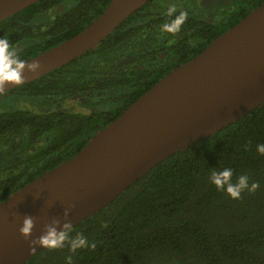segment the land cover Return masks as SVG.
<instances>
[{
    "label": "trees",
    "instance_id": "16d2710c",
    "mask_svg": "<svg viewBox=\"0 0 264 264\" xmlns=\"http://www.w3.org/2000/svg\"><path fill=\"white\" fill-rule=\"evenodd\" d=\"M110 0H38L0 21L20 59L73 36ZM167 9L149 0L97 46L0 96V201L76 154L171 65L156 50ZM83 105L85 110L74 105ZM264 103L165 158L73 226L85 248H42L23 264H264ZM248 177L255 193L218 191L213 171ZM92 245H95L93 247Z\"/></svg>",
    "mask_w": 264,
    "mask_h": 264
},
{
    "label": "water",
    "instance_id": "95a60500",
    "mask_svg": "<svg viewBox=\"0 0 264 264\" xmlns=\"http://www.w3.org/2000/svg\"><path fill=\"white\" fill-rule=\"evenodd\" d=\"M36 1L0 0V21ZM148 1L110 0L82 30L26 59L42 68L35 75L26 72L25 83L97 46ZM263 103L264 3L161 77L76 154L0 201V264H23L42 249L31 251L20 234L25 216L35 221L33 239L53 220L63 230L64 213L72 205L68 221L74 226L165 158Z\"/></svg>",
    "mask_w": 264,
    "mask_h": 264
},
{
    "label": "clouds",
    "instance_id": "9594fccd",
    "mask_svg": "<svg viewBox=\"0 0 264 264\" xmlns=\"http://www.w3.org/2000/svg\"><path fill=\"white\" fill-rule=\"evenodd\" d=\"M176 12V6L170 5L166 15L173 17ZM188 15L187 11H180L173 19L162 25L161 31L171 35L178 34L187 21ZM41 68L42 65L39 62L29 63L20 59L18 51L14 49L9 39L7 37L0 38V96L6 94L8 85L18 86L25 83L26 72L35 75ZM257 151L264 155V144L257 145ZM232 177L233 171L230 168H225L221 171H213L210 180L218 191L226 192L233 200H239L245 191L255 193L259 188L257 182H253L249 186L246 175L239 176L235 183H233ZM74 208L75 205H72L66 209L64 213L66 222L62 225L63 230H58L61 227L60 221L53 220L45 225L43 233L35 239L32 238L36 226L35 221L31 216H25L19 231L23 238L29 241L30 250L35 252L37 247L55 250L62 248L66 241L69 242L72 251L87 247L88 241L82 233L69 240V233L72 231L73 225L68 221V217ZM92 246L95 247V245Z\"/></svg>",
    "mask_w": 264,
    "mask_h": 264
},
{
    "label": "flooded vegetation",
    "instance_id": "af4514ba",
    "mask_svg": "<svg viewBox=\"0 0 264 264\" xmlns=\"http://www.w3.org/2000/svg\"><path fill=\"white\" fill-rule=\"evenodd\" d=\"M162 3L166 9L170 5L176 6L174 16L180 11L189 13L178 34L161 31L165 46L156 50V57L160 62L170 64L172 70L198 54L215 37L263 4L264 0H162ZM174 16L166 15L164 20L169 22Z\"/></svg>",
    "mask_w": 264,
    "mask_h": 264
},
{
    "label": "rangeland",
    "instance_id": "374dc122",
    "mask_svg": "<svg viewBox=\"0 0 264 264\" xmlns=\"http://www.w3.org/2000/svg\"><path fill=\"white\" fill-rule=\"evenodd\" d=\"M74 107H75L76 109L81 110V111H82V110H83V111L85 110V106H83V105H76V104H75Z\"/></svg>",
    "mask_w": 264,
    "mask_h": 264
}]
</instances>
